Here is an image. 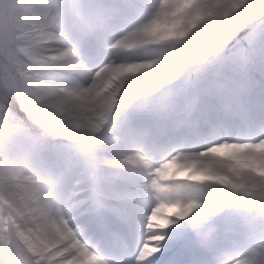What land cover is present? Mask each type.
Wrapping results in <instances>:
<instances>
[{"label": "snow or ice", "instance_id": "1", "mask_svg": "<svg viewBox=\"0 0 264 264\" xmlns=\"http://www.w3.org/2000/svg\"><path fill=\"white\" fill-rule=\"evenodd\" d=\"M212 227L264 264V0H0V264H217Z\"/></svg>", "mask_w": 264, "mask_h": 264}, {"label": "clouds", "instance_id": "2", "mask_svg": "<svg viewBox=\"0 0 264 264\" xmlns=\"http://www.w3.org/2000/svg\"><path fill=\"white\" fill-rule=\"evenodd\" d=\"M108 21L103 18L102 13H93L88 23L81 24L79 20H73L63 25V30L66 37L80 45L96 31L105 30ZM224 97V111L226 114H231V98L227 95V89L224 87L216 89ZM174 93H168L165 98L160 102V111L162 115L171 116L175 111V105L172 103ZM189 114L195 112V107L188 110ZM216 229L214 227L207 229L201 234V246L206 250L212 251L214 259L217 264H230L233 259V252L228 248H219L216 246Z\"/></svg>", "mask_w": 264, "mask_h": 264}]
</instances>
